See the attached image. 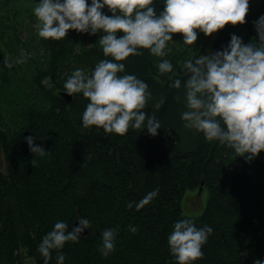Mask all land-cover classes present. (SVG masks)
Returning <instances> with one entry per match:
<instances>
[{"label": "trees", "instance_id": "1", "mask_svg": "<svg viewBox=\"0 0 264 264\" xmlns=\"http://www.w3.org/2000/svg\"><path fill=\"white\" fill-rule=\"evenodd\" d=\"M249 2L245 24L226 25L199 50L197 41L183 45L177 40L179 46L167 45L164 57L140 49L142 55L122 62L120 75L134 74L149 85L151 99L143 111L161 122L156 136L146 128H130L123 136L85 128L81 117L90 101L82 93L70 101L62 97L74 70L90 75L98 61L110 59L99 39L87 43L88 33L69 30L59 41H42L44 56L36 55L37 66L21 86L8 80L18 75L14 70L2 73L0 113L9 118H0V168L3 158L6 166L0 172V264H22L23 256L44 264L38 252L42 238L57 221L66 222L70 231L81 217L91 222L87 233L53 250L49 264H57V251L65 256L64 264H177L167 238L181 219L213 228L202 247L204 258L194 264L264 261V151L249 162L226 144L185 127L183 100H174L183 90L171 87L173 80L186 79V60L222 50L232 34L259 46L253 22L264 15V0ZM154 7L163 11L164 0H154ZM103 12L112 15L107 7ZM164 59L173 64L171 73L158 71ZM28 136L48 154L34 156ZM157 188L158 195L137 210L135 205ZM199 188L208 193L206 208L200 217L187 218L181 199ZM107 228L118 231L115 250L104 257L101 232Z\"/></svg>", "mask_w": 264, "mask_h": 264}, {"label": "clouds", "instance_id": "2", "mask_svg": "<svg viewBox=\"0 0 264 264\" xmlns=\"http://www.w3.org/2000/svg\"><path fill=\"white\" fill-rule=\"evenodd\" d=\"M107 7L111 16L104 14ZM250 9L249 0H164L163 11L157 13L154 0H40L33 9L37 35L45 40L59 41L69 30L95 35L103 33L99 44L105 57L98 61L90 75L81 68L74 70L64 82L69 96L83 94L90 102L82 114L85 128L95 126L105 133L125 135L128 130L157 135L161 122L147 114L145 109L151 99L149 85L134 74H124L130 56L142 55L140 49L152 55L164 57L168 42L174 34H181L183 42L193 45L198 32L205 36L222 30L226 25L246 23ZM259 46L245 44L241 37L232 34L226 47L215 53L200 55L184 62L187 77L175 79L171 87L183 96L185 110L181 119L185 127L202 133L208 141H219L234 150L237 156L253 160L264 151V15L253 22ZM122 32V36H117ZM23 56V54H22ZM21 58L16 63H24ZM5 66L12 63L5 59ZM161 74L171 73L173 64L161 60ZM30 151L35 155L48 154L36 144V138H25ZM36 165V160L31 162ZM159 189L147 193L136 209L149 204ZM133 205L129 203L128 207ZM91 227L87 218H78V226L57 221L38 246L44 264H49L53 250L63 249L67 242H78L85 229ZM135 233L134 226L129 228ZM118 229L102 230L100 253L107 257L115 250ZM213 228L204 225L198 228L190 219H181L173 224L167 238L171 254L177 264H194L204 258L203 245L207 243ZM57 264H64L65 256L57 251ZM254 264H264L259 259Z\"/></svg>", "mask_w": 264, "mask_h": 264}, {"label": "rangeland", "instance_id": "3", "mask_svg": "<svg viewBox=\"0 0 264 264\" xmlns=\"http://www.w3.org/2000/svg\"><path fill=\"white\" fill-rule=\"evenodd\" d=\"M39 2V0H0V78L5 70H14L18 75L14 74L8 80L13 79L15 87L21 86L29 79L31 71H34L37 66L35 65L37 62L36 59L38 58L36 55L40 52V54L43 53L44 56L42 41L45 43V39L40 38L37 35V30L34 28V24L37 21L33 9ZM197 32L200 34L197 39V50H199L202 48V43L205 42L209 36H205L204 33L199 30H197ZM101 35H103L102 32L95 35L88 33L87 43L90 44L91 38L95 37L96 39H99ZM177 40L185 45L181 34H174L173 40L169 41L168 45L173 42L175 46H179ZM197 56L199 57V55ZM21 58H24L25 62L16 63V61ZM5 59L13 64L11 68L5 66ZM28 72L29 76L27 75ZM64 75L65 73L62 75V78ZM0 85L2 87L1 79ZM6 85H9V82L6 83ZM2 99L3 97H0V100ZM0 118L8 120L9 117L2 111V113H0ZM3 164V168H0V172L6 171L4 158ZM207 200L208 193L205 189L187 191L182 197L180 203L184 216L187 218L200 217L206 208ZM22 264L35 263L27 256H23Z\"/></svg>", "mask_w": 264, "mask_h": 264}, {"label": "water", "instance_id": "4", "mask_svg": "<svg viewBox=\"0 0 264 264\" xmlns=\"http://www.w3.org/2000/svg\"><path fill=\"white\" fill-rule=\"evenodd\" d=\"M61 95L66 101H70L72 99V96H69L66 92H63ZM74 226H78V221L74 223ZM86 233H87V229H85L81 235H84Z\"/></svg>", "mask_w": 264, "mask_h": 264}]
</instances>
